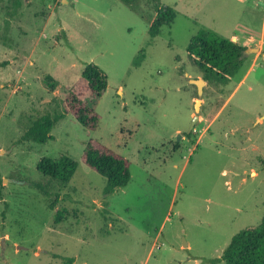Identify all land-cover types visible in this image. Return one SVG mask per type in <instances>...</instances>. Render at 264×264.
Masks as SVG:
<instances>
[{
  "label": "rangeland",
  "instance_id": "rangeland-1",
  "mask_svg": "<svg viewBox=\"0 0 264 264\" xmlns=\"http://www.w3.org/2000/svg\"><path fill=\"white\" fill-rule=\"evenodd\" d=\"M134 2L136 12L122 0H0V264H210L260 223L264 43L248 44L257 51L238 74L206 83L200 97L189 80L202 73L186 49L201 30L264 42V0H160L175 18L154 38V10ZM89 63L107 76L88 103L97 128L66 114L45 144L22 141L33 121L64 113ZM89 140L129 161L125 187L105 194V178L82 162ZM63 156L77 164L66 185L36 170Z\"/></svg>",
  "mask_w": 264,
  "mask_h": 264
},
{
  "label": "trees",
  "instance_id": "trees-1",
  "mask_svg": "<svg viewBox=\"0 0 264 264\" xmlns=\"http://www.w3.org/2000/svg\"><path fill=\"white\" fill-rule=\"evenodd\" d=\"M154 10V18L151 20L148 34L154 38L159 34L162 26H170L175 18L174 11L161 4L160 0H145ZM122 2L136 12L134 0H122ZM246 48L222 38L211 31L201 30L191 38L186 52L193 65L202 73V80L210 85L226 86L234 78L246 60L244 50ZM133 67L140 66V62L134 60ZM48 91H54L57 83L50 75L43 79ZM107 88L106 74L95 64L85 65L80 78L65 94L64 113L45 114L35 121L25 131L22 141L45 144L51 139V131L55 124L70 114L83 128L94 131L99 122V115L88 104L99 98ZM191 132L188 137H191ZM177 147L173 148L176 151ZM82 162L101 175L106 180L105 194H111L114 190L125 187L130 181V164L120 154L101 145L95 140H89L83 150ZM77 164L68 157L58 160L41 158L36 170L43 177L55 183L66 185L72 178ZM1 181V180H0ZM32 186L48 195L47 187L39 183ZM51 204V208L59 201L58 193ZM210 264H264V214L260 223L253 227L241 230L235 234L219 258L209 260Z\"/></svg>",
  "mask_w": 264,
  "mask_h": 264
},
{
  "label": "water",
  "instance_id": "water-1",
  "mask_svg": "<svg viewBox=\"0 0 264 264\" xmlns=\"http://www.w3.org/2000/svg\"><path fill=\"white\" fill-rule=\"evenodd\" d=\"M232 42H234V39L232 40ZM256 51H257V49L248 48V49H245L243 53H244V55H247L249 53L256 52ZM262 54L264 56V53H262ZM189 83H191L192 85H194L196 87L197 96L200 97L203 93V87H204V85H206V82L202 79H195V80L190 79ZM200 105H201V101L199 99H195V104H194L195 115L193 116V119H192V122H191V125L189 127L187 134L191 133V131L194 128L195 123L198 121V118H199L198 112H199Z\"/></svg>",
  "mask_w": 264,
  "mask_h": 264
},
{
  "label": "crops",
  "instance_id": "crops-1",
  "mask_svg": "<svg viewBox=\"0 0 264 264\" xmlns=\"http://www.w3.org/2000/svg\"><path fill=\"white\" fill-rule=\"evenodd\" d=\"M247 37L248 38L244 39V42H241V44H239L240 46L248 48L250 46L248 44H250L253 41H256L257 42V47L259 49H261V47L263 46V43H264L261 38L259 40H255L254 37H252V36H247Z\"/></svg>",
  "mask_w": 264,
  "mask_h": 264
}]
</instances>
